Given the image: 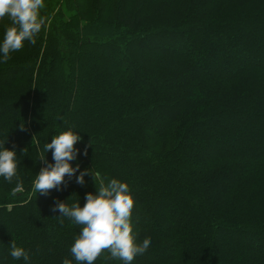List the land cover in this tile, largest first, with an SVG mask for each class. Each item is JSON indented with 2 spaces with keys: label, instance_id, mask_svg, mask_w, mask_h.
<instances>
[{
  "label": "trees",
  "instance_id": "obj_1",
  "mask_svg": "<svg viewBox=\"0 0 264 264\" xmlns=\"http://www.w3.org/2000/svg\"><path fill=\"white\" fill-rule=\"evenodd\" d=\"M45 3L37 43L0 62V149L15 150L22 186L13 195L17 180L0 176V264H77L81 227L51 209L83 207L113 179L135 199L138 240L151 239L132 264H264V0ZM68 130L82 137L79 171L34 192L42 156L54 163L44 145ZM12 240L28 261L9 255Z\"/></svg>",
  "mask_w": 264,
  "mask_h": 264
},
{
  "label": "clouds",
  "instance_id": "obj_2",
  "mask_svg": "<svg viewBox=\"0 0 264 264\" xmlns=\"http://www.w3.org/2000/svg\"><path fill=\"white\" fill-rule=\"evenodd\" d=\"M46 7L45 0H0V26L3 27L0 62L7 63L11 53L22 50L26 41L33 46L37 43L38 34L47 26L48 18L42 14ZM81 140L79 133L68 130L53 136L51 142L44 145L45 153L52 152L54 163L47 162L42 156L45 166L36 175L34 192L47 196L52 190L59 191L62 186H67L65 177L71 179L80 169L79 164L74 168L70 162L77 158L79 149L76 144ZM83 154L87 155V147ZM18 163L15 150L0 149V176L9 183L14 178L17 180L13 195L22 191ZM89 174V170L80 171L75 182L83 186L84 177ZM85 200L83 207L79 203L68 206L57 200L51 209L52 212L58 211L59 217H67L81 227L70 248L77 264H94L106 252L123 264H132L138 255L148 250L151 239L145 237L141 242L138 240L139 231H134L132 214L136 202L126 182L113 179L107 186L102 183L96 194L87 193ZM9 255L15 260L30 259L29 252L18 247L14 240ZM63 264H72V261L65 259Z\"/></svg>",
  "mask_w": 264,
  "mask_h": 264
},
{
  "label": "rangeland",
  "instance_id": "obj_3",
  "mask_svg": "<svg viewBox=\"0 0 264 264\" xmlns=\"http://www.w3.org/2000/svg\"><path fill=\"white\" fill-rule=\"evenodd\" d=\"M60 1V0H59ZM56 8H58L59 9V7H60V5L57 3V5L55 6ZM74 8V5H73V7H72V10H67V8L64 6V5H62V7H61V11L64 13V16H65V19L67 20V22H68V24L70 25V26H76V25H78V24H80V21H81V19L79 18V16L78 15H76V11L73 9ZM92 15H89V17H91ZM155 43V42H154ZM156 44V43H155ZM148 47V49L150 48L149 46H147ZM157 47V49L158 50H160V52H168V51H170L171 50V48L172 47H169V46H166V45H162V46H156L155 45V48ZM151 48H152V45H151ZM150 48V49H151ZM174 49V48H173ZM172 49V50H173ZM252 144V143H251ZM254 144H256V143H254ZM243 150L245 151L246 150V144H245V147H243ZM218 154H220L219 153V151L217 152ZM215 155V154H214ZM213 155V156H214ZM217 155V154H216Z\"/></svg>",
  "mask_w": 264,
  "mask_h": 264
}]
</instances>
